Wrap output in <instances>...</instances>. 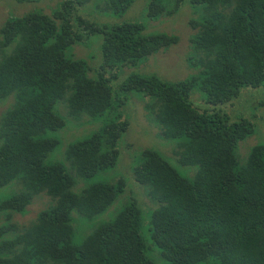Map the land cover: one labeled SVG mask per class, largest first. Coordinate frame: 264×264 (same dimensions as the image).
Listing matches in <instances>:
<instances>
[{
    "label": "trees",
    "instance_id": "1",
    "mask_svg": "<svg viewBox=\"0 0 264 264\" xmlns=\"http://www.w3.org/2000/svg\"><path fill=\"white\" fill-rule=\"evenodd\" d=\"M182 1L149 0L145 15L167 16ZM188 1L198 15L189 20L194 33L187 60L198 70L172 84L131 72L112 90L107 70L135 68L176 38L144 34L139 23L107 27L90 14H76L73 0L2 25L0 100H12L0 116V188L14 180L20 191L1 200L0 211L23 215L33 197L46 200L20 228L5 216L0 264H264V145L253 146L244 162L234 151L257 120L229 121L189 102L192 90L201 101L221 105L246 88L264 86V0ZM132 2L94 0V10L121 14ZM92 37L100 42L87 55L99 59L95 78L87 77L91 67L73 52L74 46L87 48ZM135 102L161 137L172 141V157L150 149L137 151L132 163L127 156L124 170L147 188L151 206L127 202L78 244L71 212L86 219L101 214L124 185L121 177L78 190L74 184L115 165L116 142L127 127L120 119ZM91 119L103 126L71 140L70 129L59 134L67 124L80 128Z\"/></svg>",
    "mask_w": 264,
    "mask_h": 264
},
{
    "label": "rangeland",
    "instance_id": "2",
    "mask_svg": "<svg viewBox=\"0 0 264 264\" xmlns=\"http://www.w3.org/2000/svg\"><path fill=\"white\" fill-rule=\"evenodd\" d=\"M64 1L65 0H23L20 2L19 0H0V28L5 22H9L12 18H18L30 11H39L43 14H48L56 5L59 6ZM75 1L76 0H73L72 7L76 14H90L91 19L105 24L107 27L121 22L139 23L144 28V34L161 33L176 38L174 44L162 51L149 55L135 68L125 66L116 71L107 70L104 77L109 78L111 81L109 85L112 86V90L121 83L120 81L127 73L131 72L138 73L142 76L152 75L156 79L170 84L197 74L196 71L198 68L190 66V62H188L187 58L192 56L188 39L194 33V30L189 26V20L196 19L198 13L197 10L192 9L188 0H183L175 12L169 14V16L162 14L156 16L158 18L153 20H150L145 15L149 0H133L125 12L116 15L110 13L101 14L95 11L94 0L82 3L79 6L77 5V7H75ZM168 1L171 4V0ZM47 5H52L53 7L48 9L46 7ZM42 6H45L47 11L46 9H42ZM169 7L170 5L168 4L166 8L168 9ZM99 44L98 37H92L87 42V48H84V45L73 47L74 58L81 60L85 59L88 67H91L90 72L86 73L87 77L90 78H95L98 75L95 73V70L96 65L99 64V59L97 56L90 58L87 55H94ZM201 97L202 94L199 91H191L189 102L191 107L197 111H202L206 114L218 113L225 115L229 121H235L239 118H254L257 120L251 128L252 133L236 144L234 151L238 163L241 160L244 162L249 150L253 146L264 145V104L257 103L259 98L264 99V86L256 89L246 88L241 95L221 105L207 104L200 100ZM11 100V96L0 100V116L10 107L11 104H9L8 107L6 106L8 105V101L11 102ZM62 105V110L66 112V106H64V104ZM64 112H61V114L65 118L66 113ZM144 113L141 102H135L133 112H129V115L127 112L122 113V119L127 121V127L120 139L116 142L115 148L118 150L119 157L115 165L110 169L97 171L91 178H84L83 180L80 179L75 182L76 184H74L73 190H78L93 183L112 184L118 177L123 179L124 185L123 190L116 195L113 202L101 214L86 219L78 215L75 211L71 212L70 217L76 243L79 244L97 224L111 220L117 210L129 201H134L138 207L140 202L151 206V202L147 198V188L137 184L133 180L132 174H129L130 169H128L127 172H125L124 169L126 166L128 167L129 163L135 161L134 154L139 150L150 149L157 152L163 158L169 159V157H172L170 149L175 148V146L174 144H169L172 141L167 139L164 140L161 137L160 131L154 125L147 122ZM102 121L99 119H91V124H86L84 127L80 128H78L77 124L74 125V123H70L67 124L65 130L61 133L59 132V134L66 135V129H70L72 132L69 135V139L78 138L88 134L90 131H98L103 126ZM61 149L62 145L59 147L58 151L60 152ZM127 156L130 160L128 164L126 163ZM175 168L181 175L186 174L184 168ZM131 185L134 188H131ZM19 191L20 186L16 181H11L0 188V201ZM43 200H46V198L41 194L33 197L31 203L25 208L26 212L23 215L16 213L8 214L7 212L0 211V224L4 222L5 216L9 215L10 222L16 224L19 228L27 225L36 214V212H34L36 211V207L38 209L45 208V206L43 207L41 205L43 204Z\"/></svg>",
    "mask_w": 264,
    "mask_h": 264
},
{
    "label": "clouds",
    "instance_id": "3",
    "mask_svg": "<svg viewBox=\"0 0 264 264\" xmlns=\"http://www.w3.org/2000/svg\"><path fill=\"white\" fill-rule=\"evenodd\" d=\"M164 1H165V0H164ZM171 3H172V0H171ZM189 3H190V2H189ZM170 5H171V4H170ZM190 5H191V4H190ZM170 7H171V6H170ZM170 7H169V8H170ZM174 12H175V11H174ZM174 12H173V13H174ZM171 14H172V13H171ZM167 16H169V15H167ZM189 26H190V25H189ZM190 28H191V27H190ZM104 78H105V77H104ZM144 114H145V113H144ZM120 120L122 121L123 119L121 118ZM151 126H152V125H151ZM152 127H153V126H152ZM125 130H126V129H125ZM26 208H27V207H26Z\"/></svg>",
    "mask_w": 264,
    "mask_h": 264
}]
</instances>
